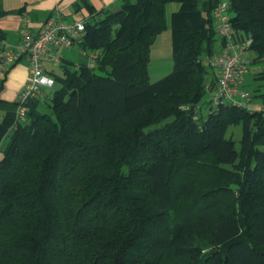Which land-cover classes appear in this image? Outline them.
Listing matches in <instances>:
<instances>
[{"label":"trees","instance_id":"16d2710c","mask_svg":"<svg viewBox=\"0 0 264 264\" xmlns=\"http://www.w3.org/2000/svg\"><path fill=\"white\" fill-rule=\"evenodd\" d=\"M227 1L236 40L264 62V0ZM217 2L86 3L95 66L61 60L50 114L31 102L0 157V264H264V68L261 110L198 107L215 83L203 60ZM170 4L173 67L152 83Z\"/></svg>","mask_w":264,"mask_h":264},{"label":"built area","instance_id":"2783aa9c","mask_svg":"<svg viewBox=\"0 0 264 264\" xmlns=\"http://www.w3.org/2000/svg\"><path fill=\"white\" fill-rule=\"evenodd\" d=\"M212 20L220 44L211 56L203 60V63L215 72L214 85L206 87L209 106L214 110L225 106L247 108L250 97L242 87L250 65L244 54L249 50L251 39L236 40L227 0H218L212 10ZM29 23L28 16L24 14L19 41L15 45L2 42L0 52V76L23 60L29 65L26 85L17 100L18 123L21 124L29 120L30 103H44L47 93L53 90L56 84L54 78L46 73L45 64H59L56 48L68 50L75 46L80 47L86 21L65 23L56 13H52L36 31L29 29ZM87 57V67L93 68L98 53L89 52Z\"/></svg>","mask_w":264,"mask_h":264},{"label":"crops","instance_id":"0c3cea01","mask_svg":"<svg viewBox=\"0 0 264 264\" xmlns=\"http://www.w3.org/2000/svg\"><path fill=\"white\" fill-rule=\"evenodd\" d=\"M125 1L126 0H2V7L7 14L0 19V30L4 34V42L9 45H15L19 41L20 32L23 28L24 14H26L30 20L29 29L36 31L45 23L46 19L52 13H56L60 20L65 23H74L92 18V15L86 7V3L92 6L94 12L97 13L101 11H115ZM128 1L135 2L136 0ZM168 6L166 7V18L167 29L168 27L170 29V14L177 10V5L174 6L169 15L167 12ZM157 38L151 46L148 67L151 63L160 64L159 59L152 57L154 50L157 49ZM55 53L60 61L66 60L75 67L76 65L87 63L89 52H83L80 47L75 46L68 50L56 48ZM156 55L158 57L160 54L156 53ZM60 61L58 65L49 62L46 63V73L52 76L51 73L58 72L60 69ZM28 71V62L23 60L13 65L6 73L0 76V157L18 124L17 100L21 90L26 85ZM53 92L51 90L47 93V102L38 103L37 107L43 113L50 114L48 102Z\"/></svg>","mask_w":264,"mask_h":264},{"label":"rangeland","instance_id":"374dc122","mask_svg":"<svg viewBox=\"0 0 264 264\" xmlns=\"http://www.w3.org/2000/svg\"><path fill=\"white\" fill-rule=\"evenodd\" d=\"M176 4H171L167 8L168 15L170 11L173 10ZM169 25V24H168ZM169 27L167 30L162 32L157 38V49L154 50V54L152 55L153 58H157L160 60V64L151 63L148 67V75L150 78V82H155L166 75H168L172 71V54H171V43H170V31ZM159 50V51H158ZM156 53L160 55L157 57ZM244 57L250 62L249 71L245 76V82L242 87L243 91H245L248 96L250 97V101L247 105V110L249 112L259 111L263 108L262 100L260 97L255 96L254 90L259 88V83L254 80V75L258 73L262 68H264V62H257L254 63L256 58L255 53L252 51H247L244 54ZM167 63V64H166ZM208 75L212 77L215 75V72L209 67L207 68ZM57 88L55 84L53 90ZM52 90V92H53ZM209 100V94H206L199 104L200 113L203 114L207 112V105L206 102ZM47 102V101H46ZM227 138H232L235 142L236 148L238 149L240 146V140L242 138V126L240 124H232L229 126L227 134Z\"/></svg>","mask_w":264,"mask_h":264}]
</instances>
